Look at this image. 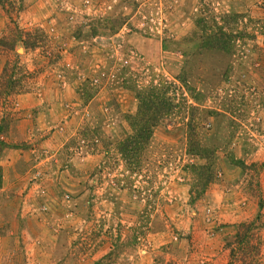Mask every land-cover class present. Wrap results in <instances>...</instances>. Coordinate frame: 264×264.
Segmentation results:
<instances>
[{"label":"rangeland","instance_id":"obj_1","mask_svg":"<svg viewBox=\"0 0 264 264\" xmlns=\"http://www.w3.org/2000/svg\"><path fill=\"white\" fill-rule=\"evenodd\" d=\"M0 264H264V0H0Z\"/></svg>","mask_w":264,"mask_h":264},{"label":"trees","instance_id":"obj_2","mask_svg":"<svg viewBox=\"0 0 264 264\" xmlns=\"http://www.w3.org/2000/svg\"><path fill=\"white\" fill-rule=\"evenodd\" d=\"M14 66L11 69V72L9 73V75H4V81L1 82L2 83V90L4 91H12V89H14V87L17 85H19L18 83L20 82V78L23 76L21 75L22 73L20 72H14ZM5 72V68L3 69ZM17 70V69H16ZM19 70V69H18ZM3 75V73H2ZM18 77L16 78L15 76ZM21 75V76H19ZM19 78V79H18ZM166 91V87L164 89V92ZM162 91V96L161 94H156L154 93L151 89L148 91V93L146 94V96L143 98V111L146 112V114H151L152 117H157L158 113H160L161 110L164 109V106L168 105L167 104V100H164L163 95L165 94ZM177 109H180L178 106H174ZM139 109V108H138ZM150 122H146L143 125V132H145L144 134V140H146V138L148 137L149 133H150V129L156 125L157 121H155L154 119H149Z\"/></svg>","mask_w":264,"mask_h":264},{"label":"crops","instance_id":"obj_3","mask_svg":"<svg viewBox=\"0 0 264 264\" xmlns=\"http://www.w3.org/2000/svg\"><path fill=\"white\" fill-rule=\"evenodd\" d=\"M210 192H211L212 196H215V195H216V198H218V196H219V192H218V191H217V193H214V189H211ZM213 193H214L215 195H213ZM207 195H208V194H207ZM213 200H214V197H213ZM217 205H218V204H217Z\"/></svg>","mask_w":264,"mask_h":264}]
</instances>
